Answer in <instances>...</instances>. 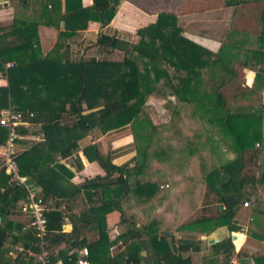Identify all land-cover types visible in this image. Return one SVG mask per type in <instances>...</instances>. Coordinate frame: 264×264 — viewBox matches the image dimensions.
<instances>
[{"label":"trees","instance_id":"trees-1","mask_svg":"<svg viewBox=\"0 0 264 264\" xmlns=\"http://www.w3.org/2000/svg\"><path fill=\"white\" fill-rule=\"evenodd\" d=\"M72 1L65 0L66 9L60 16L63 29L58 33L59 38L66 39L77 31L86 29L91 20L101 21L103 24L109 23L118 3V0H93L91 6L83 7L80 3L72 5ZM250 2L257 8L255 13L259 15L256 20V31L242 32L241 35H245V40L241 39L240 43L237 39V45L233 39L229 42L224 40L215 52L180 36L181 28L177 25L176 15L164 11L158 14L155 22L137 31L138 42L119 39L115 35H101L97 39L100 46L122 49L125 57L121 62L92 59L75 64L67 63L66 70L61 72L62 67L58 65L62 61L46 58L47 66L43 67L38 77H31V65L24 64L29 51V46L26 45V33L29 30L32 31L31 23L23 24V28H19L22 24L17 25L16 28L19 29L15 28V32L12 30L13 34L18 32L21 36L25 35L18 44H8L0 48V72L4 71L5 62L15 61L7 70L8 87L0 89L1 105H7L8 93L14 89L18 91L22 89L24 100H30L29 103L32 106L22 107L18 104L20 109L17 111L25 114L24 120L37 121L42 114L40 107L45 104V101L36 97L41 86H44L49 93L51 92V97L53 94L54 98H58L57 96L61 98L57 110L48 111V116L51 118H48L44 124V129L57 127L66 133L67 144L64 143V146L60 148L61 157L71 155V152L78 146L77 140L89 134V131L94 128L100 131L122 128L126 125L132 128L135 147L132 167H129L128 163L115 164L109 154L104 155L100 152L95 142L83 148L87 159L97 161L105 171L104 176H96L83 183L87 187L95 188V192H98L100 196L99 202L92 204L85 213L89 216V220L95 223L94 226L98 228L102 236L100 240L92 243L93 246L100 247L102 238L106 237L104 232L106 214L120 210V200L130 189L129 175L145 169L146 149L156 130V125L146 114L144 102L148 94L158 92L165 94L164 90H167L169 96H175L178 101L194 103L196 109L201 112V115H206L209 122L220 125L223 132L231 138L237 153L235 162L222 167L223 172L226 171L227 178L218 179L219 173L212 171L207 180V191L204 197L207 199L209 194L214 195L215 209H211L212 204L208 202L201 207L202 212L199 217L181 224L179 229L199 232H209L217 226L235 229L237 228L234 220L235 207L244 201L249 203V200L255 203L253 219L258 220L260 216L264 217V159L260 161L261 155L264 154L263 148L260 147L263 141L261 124L264 104L228 108L226 98L221 91L227 84L226 82L235 77L232 66L235 61L242 67L254 70L251 89H260L264 83V0H219L218 4L229 6ZM198 10L202 9L198 7ZM54 61L59 63L54 65ZM31 75L34 76V72ZM40 78L43 80L41 81ZM23 85H27V89H23ZM82 92L83 97L78 102V97ZM11 98L14 101L13 96ZM65 101L70 102L67 110L63 104ZM27 107L36 110L37 113L26 109ZM65 111L69 112L73 118L70 122H61L60 127L58 119ZM27 112H32L33 116H28ZM18 132L20 134L21 126ZM6 134V129L0 126V142L5 140ZM43 143L36 142L29 149L17 152L16 160L21 175L31 176L34 169L36 170L39 158L32 157V154L36 153L37 146ZM250 164L256 168L253 174H250L251 167L248 166ZM0 173H4L2 168H0ZM153 186V183L145 182L138 185L135 192L141 199H147L154 192ZM26 194V188L13 186L11 183L0 192V228L8 232L6 241L10 238L9 242L12 246L21 244L30 248L34 253H38L40 248L36 232L32 228L23 230L24 221L10 218L14 214L15 205L24 199ZM87 194L91 198V194ZM46 217V250H48V243L54 244L64 239L68 245L72 238L77 239L75 227L70 234L62 232L64 220L62 209H49ZM127 218L133 222L129 217ZM132 228L127 238L125 233L118 235L123 239V243L135 238L128 248L145 247V239L138 240V238L146 235L155 236L152 233L149 235L148 230V233H145L141 227L136 225H132ZM161 237L164 238V235L162 234ZM237 241L238 239L236 243ZM199 243L200 240L192 237L182 238L177 242V247L174 245L172 250L168 247L162 250L159 259L163 260V264H190V259L183 257L181 252L190 249L199 250ZM228 243L232 248L230 238ZM3 244L0 245V249ZM76 245H78V239L71 246ZM91 246H89L88 259H92L93 256ZM67 252L62 251L58 255L62 258V264H77L76 252L73 250H67ZM34 258L35 255L20 253L16 259L6 260L0 254V264H39L33 261ZM47 259L46 264H53L57 257L54 258L49 252ZM107 259H110L113 264H124L148 259V256L134 257L129 251L119 250ZM255 260L257 264H264L263 257ZM160 262L155 261L154 264Z\"/></svg>","mask_w":264,"mask_h":264},{"label":"crops","instance_id":"crops-1","mask_svg":"<svg viewBox=\"0 0 264 264\" xmlns=\"http://www.w3.org/2000/svg\"><path fill=\"white\" fill-rule=\"evenodd\" d=\"M78 3L86 7L91 6L93 0L72 1L74 6ZM218 3L219 0H118L115 14L109 23L103 24L101 21L91 20L88 22L86 29L79 30L71 37L65 39L58 37L59 31L63 29V21L60 16L66 9L65 0H50L45 5H42V2L39 3L38 0H19L17 3L14 0H0V48L8 44H18L25 35L21 36L18 32L13 34L12 30L15 32L16 29L23 28V24L31 23L33 26L36 25L32 26V31L29 30L26 33V45L29 46V51L24 60V64L31 65L32 73L34 72V76L31 75L32 73L30 74L31 77H38L40 72L43 71V67L47 66L48 61H45L46 58L62 61L61 63L54 61V65L59 63L58 66L62 67L60 69L61 72L66 70L65 66L67 63L75 64L92 59L121 62L125 57V52L119 48L109 49L103 45L100 46L97 43V39L101 35H115L119 39L138 42L139 35L137 31L155 22L158 14L163 11L174 13L179 22L193 14L195 9L197 13H203L212 9L226 7ZM198 7L202 10H197ZM185 22V30H191L187 27H189L188 24L190 22H193L192 19H186ZM205 22L202 20L201 24ZM207 22H209L208 24H214L213 26H216L217 29L211 27L207 31H201L200 41L193 37H189V39L186 36L185 38L212 52L217 51L221 47L227 32L239 34L240 36L237 37H241V33L246 32V28L243 30L242 27L237 28V25L233 28L228 25L227 29L224 30V28H218L221 24L219 21L210 20ZM17 25H21V27L16 28ZM256 29H252V31H256ZM237 30H239L238 33ZM235 44L237 45L236 40ZM31 61L35 62L31 63ZM12 63L14 64L15 61L5 62V69L0 72V89L9 85L7 70ZM26 87L27 85L22 86L23 89ZM50 93L44 86H41L40 90L37 91L36 97L45 101V104L40 107L42 114L37 121L26 119L22 123L17 147L18 151L22 152L29 149L36 142H44L42 145L37 146L38 150L34 153L35 155L32 154V157L39 158L36 170L34 169L31 176H23L35 195L43 198L42 201L48 209L63 210L62 232L70 234L74 227L76 229L78 245L75 247L71 246L77 241L75 238L70 240L68 244L70 247L64 239L58 243H48L47 257L49 252L52 253L54 258L57 257L53 264H62V258L58 257L62 251H75L77 259L82 256L83 251H87L88 255L90 245H92L90 248H92L93 253L92 259H88L90 264H113L107 257L113 256L119 250L129 251L134 257L148 256V259H140L137 262L133 261L124 264H154L155 261H161L159 264H163V260L159 259L160 252L166 247L172 250L180 239L187 237L200 240L199 250L190 249L181 252L183 257L190 259V264H257L255 259L264 258V217L260 216L258 220L256 218L253 219V208L240 204V207L235 210L234 220L237 227L235 229H229L227 226H217L209 232L189 231L179 229V226L183 224L179 220L182 211H179L177 206L169 204L164 199L161 200V203H159L160 201L155 203L151 200V196L149 201L147 200L148 198L140 200L141 202L137 201L139 206H134V208L130 209L132 210L131 212H129L131 203L126 202V196L122 198L120 210L111 211L105 216L106 228L104 232L106 237L102 238L100 247L93 246L94 244L92 243L100 240L102 236L98 228L94 226L95 223L93 224L85 213L92 204L99 202L100 196L98 192H95V188L87 187L83 183L96 176H104L105 171L97 161L87 159L83 148L95 142L102 154L113 155L114 150L107 148L108 140H106V137L111 135L113 131L122 129L125 126L106 131L94 128L89 131V134L77 140L78 146L71 152V155L61 157L60 148L64 146V143L67 144L66 133L57 127L44 129L45 122L48 118H51L48 116V111L57 110L61 102L59 96L54 98L55 95L52 94L51 97ZM0 97H2L1 91ZM63 104L66 110L69 109V101H65ZM15 107H18L17 110L20 109L18 104L13 103L10 93H8L7 105L3 106L0 103V111L8 108L15 109ZM26 109L37 113L36 110ZM72 118L73 116L69 112H63L60 119H58L60 127L61 122H70ZM92 138L94 139L93 141H91ZM262 148H264V141H262ZM111 159L115 164L121 165V161L117 162L112 157ZM0 174H2L0 176V188L4 190L10 183L9 177L5 172ZM87 193L91 194V198ZM16 205L13 210L14 214L10 218L21 220L25 223L28 222L29 215L21 213L18 203ZM135 214H137V217H135ZM127 217L133 222H130ZM132 225L141 227L145 233L150 232L149 235L151 233L155 234L154 237L146 235L138 238V240L145 239V247L142 246L140 249L128 248L135 238L123 243V239L118 237L119 234L125 233L127 238L131 233L129 230L133 229ZM162 234L164 238L161 237ZM237 234L243 235L239 245L236 243ZM7 236L3 242L4 244L7 242ZM229 238L232 241V248L231 244L228 243ZM209 239L214 241L210 243ZM8 245V250L2 252L1 255L6 260H14L17 255L9 256L8 251L14 246L21 244L12 246V243L8 242ZM33 261L38 262L36 256Z\"/></svg>","mask_w":264,"mask_h":264},{"label":"rangeland","instance_id":"rangeland-1","mask_svg":"<svg viewBox=\"0 0 264 264\" xmlns=\"http://www.w3.org/2000/svg\"><path fill=\"white\" fill-rule=\"evenodd\" d=\"M14 1L17 3L19 0ZM38 1L45 5L50 0ZM252 5V2L241 5L235 4L203 13H197L195 10L188 18L185 17L181 21H177V25L181 28L180 36L193 37L200 41L201 31H207L211 27L217 29L216 26H213L214 24H208L207 21L210 20L219 21L221 23L218 26L219 29L224 28L225 30L228 25L231 28L237 25V28L242 27L243 30L246 28L245 31L250 32L257 28L255 21L258 20L259 16L255 13L257 8ZM186 19H192L193 22H190L187 28L196 31L195 33H191L194 32L191 30H185ZM244 19H246V23H244ZM202 20L206 22L201 24ZM237 36L240 35L227 32L225 40L229 42L233 37V40L239 39L238 42L240 43L241 39L245 40V35ZM232 66L235 77L230 78L221 90L226 98V106L235 108L248 104H264V83L260 89H251L254 70L242 67L236 61ZM40 80L42 81L43 78ZM22 92H24L22 89L11 91L10 94L14 98L13 103L22 107L32 106L29 103L30 100H24ZM164 93L148 94L145 98L144 109L156 125V130L146 149L145 169L142 172H132L129 175L128 185L130 189L126 194V202L131 203L129 205V212H131L130 209L139 206L137 201L145 200L137 196L135 188L145 182L153 183L154 192L151 195V200L155 203L159 201L161 203V200L164 199L169 204L177 206L179 211H182L179 220L186 223L199 217L202 212L201 207L208 202L212 204L210 208L215 209L214 195L209 194L207 199L204 197V193L207 191V180L212 171L219 173L218 179L227 178L226 171L223 172L222 167L225 164L233 163L237 153L231 138L223 132L221 126L209 122L206 115H201V112L196 109L194 103L178 101L175 96H169L167 90H164ZM262 116L261 130L264 136V113ZM93 140L92 138L91 141ZM106 140H108L107 148L114 150L113 155H110L113 159L117 162L121 161V165L123 163H128L129 167L134 165L132 160L135 156L134 135L130 125L113 131L111 135L106 137ZM260 147H262V143ZM263 159L264 154L261 155L260 161L262 162ZM248 166L251 167L250 174L256 172V168L252 164ZM257 192L259 193L258 189ZM147 200L149 201V198ZM254 206L255 203L249 200L248 207L253 208ZM135 215L137 217V214ZM242 238L243 235L238 234L237 245ZM8 242L9 240L1 247L0 254L8 250Z\"/></svg>","mask_w":264,"mask_h":264},{"label":"built area","instance_id":"built-area-1","mask_svg":"<svg viewBox=\"0 0 264 264\" xmlns=\"http://www.w3.org/2000/svg\"><path fill=\"white\" fill-rule=\"evenodd\" d=\"M27 115L31 117L33 113L27 112ZM24 116V113L12 108L0 111V126L5 128L7 133L5 140L0 142V168L8 175L9 182L13 186L24 187L27 190L25 198L18 202L19 211L25 215H29V220L23 225L22 229L32 228L36 232L40 251L34 253L30 248L16 245L8 251V255L16 256L20 253H27L35 255L39 264H46L48 262L47 242L45 239L47 234L46 213L49 209L44 205L42 199L35 195L27 185L25 177L19 173L16 160L18 152L17 140L20 138L18 128L25 121ZM2 191L3 188H0V192ZM242 204L248 206V202L246 201ZM175 246L177 247L178 244H175ZM77 264H90L87 258V251H83L82 256L77 259Z\"/></svg>","mask_w":264,"mask_h":264},{"label":"water","instance_id":"water-1","mask_svg":"<svg viewBox=\"0 0 264 264\" xmlns=\"http://www.w3.org/2000/svg\"><path fill=\"white\" fill-rule=\"evenodd\" d=\"M82 97H83V92L79 95L78 102L81 101ZM17 108L18 107H15L16 110H17ZM239 207H240V204H237L236 207H235V210H237ZM7 212H8V210H7ZM6 236H7V232L0 228V244L4 242ZM213 241H214L213 239H209L210 243H212Z\"/></svg>","mask_w":264,"mask_h":264}]
</instances>
